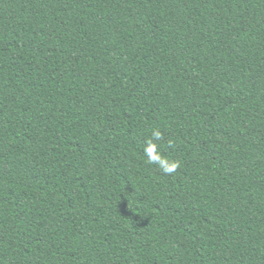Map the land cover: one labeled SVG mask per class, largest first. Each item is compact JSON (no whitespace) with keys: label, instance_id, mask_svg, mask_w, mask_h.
Instances as JSON below:
<instances>
[{"label":"trees","instance_id":"trees-1","mask_svg":"<svg viewBox=\"0 0 264 264\" xmlns=\"http://www.w3.org/2000/svg\"><path fill=\"white\" fill-rule=\"evenodd\" d=\"M0 264H264V0H0Z\"/></svg>","mask_w":264,"mask_h":264},{"label":"clouds","instance_id":"clouds-1","mask_svg":"<svg viewBox=\"0 0 264 264\" xmlns=\"http://www.w3.org/2000/svg\"><path fill=\"white\" fill-rule=\"evenodd\" d=\"M153 139H162V134L158 129L152 131V139L147 141V147L144 148L146 162L149 164L157 165L160 170L166 175L173 174L176 169L180 166L179 161H168L166 158L161 157L160 154L156 151V145L152 143Z\"/></svg>","mask_w":264,"mask_h":264}]
</instances>
